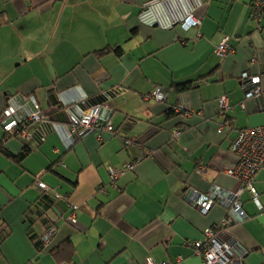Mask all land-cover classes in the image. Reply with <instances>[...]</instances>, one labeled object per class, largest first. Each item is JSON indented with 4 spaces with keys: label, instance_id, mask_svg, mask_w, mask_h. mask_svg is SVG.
<instances>
[{
    "label": "crops",
    "instance_id": "crops-1",
    "mask_svg": "<svg viewBox=\"0 0 264 264\" xmlns=\"http://www.w3.org/2000/svg\"><path fill=\"white\" fill-rule=\"evenodd\" d=\"M155 1L0 0V264H142L146 257L204 264L191 244L227 210L216 204L201 215L188 196L239 187L227 172L237 163L231 142L238 130L264 124V96L246 100L240 78L257 75L264 88V14L257 25L248 0H166L151 7L158 23L150 27L138 16ZM190 4L199 27L172 25ZM223 37L229 52L217 57ZM188 82L189 89L175 88ZM156 87L167 91L164 102L148 97ZM27 96L45 118L22 137L10 126L31 110ZM220 96L231 111L220 112ZM102 102L115 128L134 119L123 134L135 147L115 136L70 137L80 110ZM8 105L14 111L4 122ZM221 119L231 126L218 134ZM125 163L134 170L110 185L107 167ZM36 180L68 197L74 225L60 214L69 204L43 194ZM253 186L262 210L244 191L247 218L226 239L245 264H262L264 170ZM47 221L56 231L50 250H41L34 239ZM67 240L72 254L56 256Z\"/></svg>",
    "mask_w": 264,
    "mask_h": 264
},
{
    "label": "built area",
    "instance_id": "built-area-1",
    "mask_svg": "<svg viewBox=\"0 0 264 264\" xmlns=\"http://www.w3.org/2000/svg\"><path fill=\"white\" fill-rule=\"evenodd\" d=\"M166 0H157L153 3L145 5L140 13L139 20L150 27L156 26L158 21L151 13V7L156 3L164 2ZM250 8V17L258 25L262 15L264 14V0H248ZM195 5L190 4L189 10L185 12L183 17L172 22L178 24L184 29L197 28L200 25V20L193 14ZM227 37H223L215 47V54L217 57H223L229 52L227 44ZM240 78L243 82L244 98L253 99L260 102L264 96V88L261 86L260 78L257 75H249L246 72L241 73ZM112 94V93H110ZM167 91L156 87L149 94L148 97L164 102L166 100ZM26 104H30L31 110L25 115L21 121L13 122L10 126L12 133L19 134L22 137H27V127L32 122H39L45 118V113L41 111L34 97H23ZM86 104V99L81 100ZM219 110L221 113L231 111L232 107L227 103L225 96H220L217 99ZM243 107V104H241ZM175 112L182 114L184 117H189L190 113L184 111L180 112V108H174ZM14 111L12 105H8L2 114L1 121L8 120ZM264 112V107H263ZM220 113V114H221ZM112 109L107 103H96L80 110V116L73 123L71 128L70 137H81L87 133H94L97 140H101L103 136H115L121 139L123 147L133 148L136 146L134 139L127 138L125 129L134 125V119H126L125 123L115 128L111 121L110 116ZM231 123L226 119H221L217 124L216 132L221 134L224 129H229ZM10 129V130H11ZM177 133L174 132L172 137H176ZM231 153L237 158L236 165L228 170V175L236 179L239 187L236 191H221L217 188H211L205 193L191 192L188 198L192 201L193 205L201 215H206L216 204L222 205L226 208V216L217 224L205 228L201 237L194 240L191 244L193 254L200 257L204 264H245L244 253L238 252L234 243L226 239L227 229L235 222H241L247 218L242 202L240 200L241 194L246 191L250 196V201L260 211L262 207L258 200V193L253 186V179L258 171L264 170V124L258 126H251L240 129L237 131L234 139L230 145ZM148 155V151L144 152ZM135 163H125L118 167H107L108 182L114 186V182L127 172L134 170ZM34 185L43 193H51L57 200L68 202L66 196H62L54 189H51L39 180L34 182ZM69 204V213L65 215L61 212L64 220L71 223L76 222L74 215L75 207ZM41 214H45L43 209L37 210ZM56 228L47 226L43 234L39 235L35 241L41 245V250H47L52 240ZM142 264H169L165 261L154 262L151 258L146 257ZM264 264V262L262 263Z\"/></svg>",
    "mask_w": 264,
    "mask_h": 264
},
{
    "label": "trees",
    "instance_id": "trees-1",
    "mask_svg": "<svg viewBox=\"0 0 264 264\" xmlns=\"http://www.w3.org/2000/svg\"><path fill=\"white\" fill-rule=\"evenodd\" d=\"M191 87V83L190 82H188V83H185V84H179V85H175V88L179 91V90H185V89H189ZM169 112H171V113H177V112H175V110H174V108L172 109V110H170ZM180 112L181 113H183L184 112V110H180ZM177 114H179V113H177ZM180 115H182V114H180ZM130 119V118H129ZM109 180V179H108ZM51 194V193H50ZM60 194V193H59ZM62 196H66V195H62ZM67 197V196H66ZM67 200H68V197H67ZM67 203H69V202H67ZM56 204V203H55ZM74 215H75V211H74ZM76 218V217H75ZM66 222H68V223H70L71 225H74L75 223H71L70 221H68V220H66ZM45 226L47 227V226H53L54 228H55V225H54V222H52V221H47L46 223H45ZM45 227V228H46ZM34 242L35 243H38L39 244V242H37V241H35V239H34ZM39 246H40V249H41V245L39 244ZM68 249H71V252L69 251H67ZM47 250H50V248H48ZM58 250V252L56 253V256H58L59 255V252H62V253H66L67 254V256H70L71 254H72V246H71V242L69 241V240H67L66 242H64L60 247H58L57 249H55V252ZM54 251V249H52L51 251H50V253L51 252H53Z\"/></svg>",
    "mask_w": 264,
    "mask_h": 264
},
{
    "label": "bare ground",
    "instance_id": "bare-ground-1",
    "mask_svg": "<svg viewBox=\"0 0 264 264\" xmlns=\"http://www.w3.org/2000/svg\"><path fill=\"white\" fill-rule=\"evenodd\" d=\"M113 111V110H112Z\"/></svg>",
    "mask_w": 264,
    "mask_h": 264
}]
</instances>
